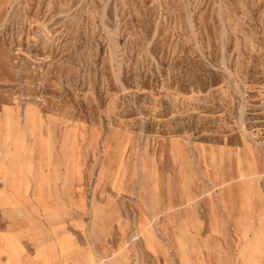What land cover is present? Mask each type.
<instances>
[{
    "label": "rangeland",
    "instance_id": "374dc122",
    "mask_svg": "<svg viewBox=\"0 0 264 264\" xmlns=\"http://www.w3.org/2000/svg\"><path fill=\"white\" fill-rule=\"evenodd\" d=\"M215 147L256 169L213 184ZM239 189L264 229V0H0V232L25 253L240 264L206 209Z\"/></svg>",
    "mask_w": 264,
    "mask_h": 264
},
{
    "label": "crops",
    "instance_id": "0c3cea01",
    "mask_svg": "<svg viewBox=\"0 0 264 264\" xmlns=\"http://www.w3.org/2000/svg\"><path fill=\"white\" fill-rule=\"evenodd\" d=\"M210 149L211 147H208L203 150V155L207 162ZM214 149L217 153H222V159L218 161L217 156V166L210 164V162L208 163L211 169L210 180L213 184L220 181L216 178L217 173L221 176L227 175L228 172L235 176L239 174L241 168L237 160L238 156L243 157L245 160H249L256 169L255 161H253L247 153H243V150L236 153L221 147H215ZM223 164L228 167L225 174L221 169ZM213 170H215L214 173ZM240 180L245 181L247 179ZM237 193L238 195L234 197L230 196L229 198H227L228 196L224 197L220 194L217 196H210L207 198L208 206L206 207L208 208L206 209H209L210 219L213 218L217 221V223L215 222L216 225L213 222L215 226L221 227L223 222H226V224L229 223V225L233 226L235 233L240 236L238 240L239 244L236 249L237 259L240 261V264H259L256 244L258 243L259 236L264 234V229L260 226L258 208L255 205L253 196L245 194L241 189H239ZM13 235H15L13 232H0V264H67L65 255L60 253L51 255L48 252V248H43L41 250L45 257L44 259L36 258V253H25L30 250L28 244L25 245L24 243L18 242L17 238L13 237ZM8 236L15 239L12 245L4 241V239H8ZM60 250L61 249L58 248V251ZM7 252L13 253L11 256H7Z\"/></svg>",
    "mask_w": 264,
    "mask_h": 264
}]
</instances>
